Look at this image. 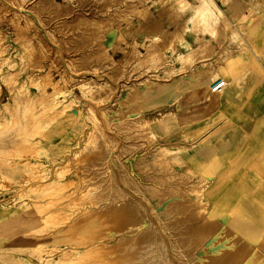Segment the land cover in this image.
<instances>
[{
  "label": "rangeland",
  "instance_id": "374dc122",
  "mask_svg": "<svg viewBox=\"0 0 264 264\" xmlns=\"http://www.w3.org/2000/svg\"><path fill=\"white\" fill-rule=\"evenodd\" d=\"M36 1L0 0V264H264V0Z\"/></svg>",
  "mask_w": 264,
  "mask_h": 264
},
{
  "label": "bare ground",
  "instance_id": "6f19581e",
  "mask_svg": "<svg viewBox=\"0 0 264 264\" xmlns=\"http://www.w3.org/2000/svg\"><path fill=\"white\" fill-rule=\"evenodd\" d=\"M32 1V0H31ZM38 1V0H37ZM36 1V2H37ZM46 1H48V0H46ZM3 2V1H2ZM7 2H8V0H7ZM10 2V1H9ZM17 2H18V0H17ZM92 2V1H91ZM1 3V2H0ZM20 3V2H19ZM3 4V3H2ZM5 4V3H4ZM7 4V3H6ZM6 4H5V6H6ZM30 4V3H29ZM29 4H28V7H29ZM40 4H42V3H40ZM44 4H46V3H44ZM161 4V3H160ZM205 4H206V2H203V4H202V6L195 12V14L193 15V16H191L190 18H189V23H191V24H193V25H197V24H205L206 22H207V15H206V10H205ZM1 5V4H0ZM38 5V4H37ZM84 5V4H83ZM137 5V4H136ZM3 5H1V7H2ZM4 6V7H5ZM11 6V5H10ZM14 6H17V5H15L14 4ZM26 6V5H25ZM24 6V7H25ZM91 6V5H90ZM96 6V5H95ZM107 6V5H106ZM3 7V8H4ZM19 7V6H18ZM17 7V8H18ZM13 8V7H12ZM15 8V7H14ZM16 8V9H17ZM36 9H37V7H35ZM41 8V7H40ZM108 8V7H107ZM126 8H127V6H126ZM19 9V8H18ZM17 9V10H18ZM27 9V8H26ZM85 9V8H84ZM20 10V9H19ZM22 10V9H21ZM142 10V9H141ZM30 11V10H29ZM100 11V10H99ZM135 11V10H134ZM22 13H24V14H30V12H32V11H30V12H28V11H26V10H22L21 11ZM82 13V12H81ZM32 14H33V12H32ZM35 14H33V17L32 18H34L35 19V24H38V21H37V18L34 16ZM39 16V15H38ZM88 16V15H87ZM130 16V15H129ZM31 17V16H30ZM49 18V17H48ZM39 19H40V17H39ZM121 19V18H120ZM105 20V19H104ZM123 20V19H122ZM43 21V20H42ZM33 22V21H32ZM95 22H96V20H95ZM106 22V21H105ZM214 23L216 24V25H218V26H222V23H221V19L220 18H218V17H216V19H214ZM33 24H34V22H33ZM40 24H42L43 25V23H40ZM47 24V23H46ZM56 25V24H55ZM39 26V25H38ZM57 26H58V23H57ZM60 26H61V24H60ZM85 26H87V25H85ZM73 27V26H72ZM72 27H70V28H72ZM74 27H76V26H74ZM84 27V26H83ZM89 27V26H88ZM87 27V28H88ZM147 27V26H146ZM161 27V26H160ZM41 28V27H40ZM65 28H66V26H65ZM86 28V27H85ZM64 29V28H63ZM42 30V29H41ZM48 30H49V28H48ZM76 30V29H75ZM89 30V29H88ZM46 31V30H45ZM81 31V30H80ZM110 31V30H109ZM178 31V30H177ZM37 32H38V30H37ZM53 32H54V30H53ZM88 32V31H87ZM201 32V31H200ZM38 34V33H37ZM39 34H41V33H39ZM81 34H82V31H81ZM44 36H45V34H43ZM82 35H84V34H82ZM56 36V35H55ZM58 36V35H57ZM48 37V36H47ZM164 37V36H163ZM49 38V37H48ZM59 38V37H58ZM57 38V39H58ZM69 38V37H68ZM75 38V37H74ZM77 38V37H76ZM92 38V37H91ZM54 39H56V38H54ZM61 39V38H60ZM70 39V38H69ZM73 39V38H72ZM71 39V40H72ZM80 39V38H79ZM82 39V38H81ZM80 39V40H81ZM83 39H85V38H83ZM59 40V39H58ZM61 40H59V42H60ZM63 41V40H62ZM76 41V40H75ZM78 41V40H77ZM91 42H92V39L90 40ZM103 41V40H102ZM169 41V40H168ZM179 41V40H178ZM56 42V41H55ZM58 42V41H57ZM66 42V41H65ZM82 42V41H81ZM84 42V41H83ZM100 42H101V40H100ZM50 43V42H49ZM52 43V42H51ZM87 43V42H86ZM62 44V43H61ZM78 44V43H77ZM94 44V43H93ZM97 44V43H96ZM160 44V43H159ZM55 45V44H54ZM76 45V44H75ZM82 45V44H81ZM87 45V44H86ZM56 47V46H55ZM99 47V46H98ZM61 48V47H60ZM86 50H87V48H86ZM96 51H99V50H96ZM88 52V51H87ZM95 52V51H94ZM93 52V53H94ZM90 53V52H89ZM98 53V52H97ZM96 53V54H97ZM95 54V55H96ZM153 54V53H152ZM94 56V55H93ZM101 56V55H100ZM103 69V68H102ZM200 75V74H199ZM193 77V76H192ZM207 78V77H206ZM208 79V78H207ZM201 85V84H200ZM223 85L224 86H226L227 85V82L226 81H223ZM1 88V87H0ZM118 89V88H117ZM1 92V91H0ZM100 92V91H99ZM135 93V92H134ZM137 93V92H136ZM141 93H143V92H141ZM132 94V93H131ZM141 96V95H140ZM143 96V95H142ZM134 109V108H133ZM136 120V119H135ZM15 122V121H14ZM130 122V121H129ZM140 122V121H139ZM142 122V121H141ZM136 123V122H135ZM144 123V122H143ZM142 123V124H143ZM133 124V123H132ZM120 127V126H119ZM132 127H134V126H132ZM133 130V129H132ZM121 131V130H120ZM132 132V131H131ZM137 132V131H136ZM138 132H140V131H138ZM132 134H134V133H132ZM140 134H141V132H140ZM127 135V134H126ZM125 135V136H126ZM121 137V136H120ZM128 137H129V134H128ZM127 138V137H126ZM131 138V137H130ZM134 138V137H133ZM129 139V138H128ZM132 139V138H131ZM122 140H123V138H122ZM121 141H119V143H120ZM118 147H119V145H118ZM117 148V147H116ZM120 148V147H119ZM122 149H123V147H122ZM117 152V151H116ZM120 152V151H119ZM117 155V154H116ZM106 156H108L109 157V155H106ZM114 158H117V157H114ZM100 161V160H99ZM164 161V160H163ZM114 163V162H113ZM114 166V165H113ZM128 167V166H127ZM90 168V167H89ZM126 168V167H125ZM127 169V168H126ZM94 171V170H93ZM100 171V170H99ZM98 171V172H99ZM121 171V170H120ZM165 174V173H164ZM115 175V174H114ZM124 175H125V173H124ZM122 177H124V176H122ZM125 177H127V176H125ZM99 178V177H98ZM152 178V177H151ZM122 179V178H121ZM124 179V178H123ZM135 180H138V179H136V177L134 178ZM154 179V178H153ZM155 179H156V177H155ZM105 179H103V181H104ZM127 180V179H126ZM162 180V179H161ZM95 181H96V179H95ZM99 181H101L100 179H99ZM103 181H101V182H103ZM106 183V182H105ZM116 183V182H115ZM140 185L142 184L141 182L139 183ZM168 184V183H167ZM144 185V184H143ZM156 186V185H155ZM154 186V187H155ZM117 187V186H116ZM152 187V186H151ZM116 189V188H115ZM105 190V189H104ZM103 189H102V192L104 191ZM155 190H156V187H155ZM161 191L162 192V189H158V191ZM183 190V189H182ZM61 191H63V189L61 190ZM116 191H119V192H122V189L121 188H117V190ZM169 191V190H168ZM175 191V190H174ZM60 192V191H59ZM102 192H100V193H102ZM138 192V191H137ZM108 193V192H107ZM109 193H110V191H109ZM167 194L169 193V192H166ZM175 193V192H174ZM120 194H122V193H120ZM163 194V193H162ZM176 194V193H175ZM107 195H109V194H107ZM169 195V194H168ZM173 195V194H172ZM106 196V195H105ZM118 196V195H117ZM175 196V195H174ZM123 197V196H122ZM172 197V196H171ZM185 197V196H184ZM163 198H164V196H163ZM125 199V198H124ZM169 199V198H168ZM122 200V199H121ZM115 201V200H114ZM114 201H112V202H114ZM120 201V200H119ZM167 201V200H166ZM187 201V200H186ZM186 201H185V203H186ZM161 203V202H160ZM109 204H111V203H109ZM114 204V203H113ZM170 204V201H168V202H165L164 204H163V207H162V209H164V208H166V206H168ZM102 206V205H101ZM110 206V205H109ZM112 207V206H111ZM114 208H111L109 211H108V215H111L112 213H120V214H132V215H138L139 216V214L142 216V214H144V210L142 209V208H140V210L139 211H135L133 208H132V206H130L126 201H120V202H118L115 206H113ZM125 208H128L129 209V211L126 209V211L124 210ZM162 209H157V213H160L161 211H162ZM133 210V211H132ZM167 210H169L168 208H167ZM183 210V209H182ZM181 210V211H182ZM184 211V210H183ZM103 212V211H102ZM141 212V213H140ZM170 212H172V211H170ZM185 212V211H184ZM55 213V212H54ZM179 213V212H178ZM186 213V212H185ZM171 214V213H170ZM175 214V213H174ZM190 214V213H189ZM177 215V214H176ZM182 215H183V213H182ZM125 216V215H124ZM134 216V217H135ZM175 216V215H174ZM189 216V215H188ZM137 217V216H136ZM51 218V217H50ZM181 218V217H180ZM49 219V218H48ZM128 219V218H127ZM132 219H134L133 217L131 218V219H129V222L131 223V221H132ZM178 219V218H177ZM183 219V218H182ZM44 220H46V219H44ZM135 221V220H134ZM177 221V220H176ZM175 221V222H176ZM142 224H139V225H136V226H127L126 228H124V229H120L119 230V232H118V234H123V237L121 238V240H123V241H126V240H131L132 241V246H131V248H135L136 246H138L137 244V240H138V238H142V237H145V238H147V239H149L150 237H148V236H146V233L148 232L149 233V230L152 228V226H151V223L150 222H148L147 220H142ZM133 223V222H132ZM128 224V223H127ZM194 224V223H193ZM170 227H172L171 225H170ZM183 227V226H182ZM168 228V227H167ZM183 228H185V227H183ZM223 228H224V226H223ZM181 229V228H180ZM186 229V228H185ZM164 230V229H163ZM182 230V229H181ZM187 230V229H186ZM153 231H151V234H153L152 233ZM154 233H155V236H157L158 234H157V232H155L154 231ZM181 233H182V231H181ZM183 233H185V232H183ZM188 233V232H187ZM149 235V234H148ZM177 235V234H176ZM176 235H174V236H176ZM179 235H181V234H179ZM154 235H152V237H153ZM216 236V235H215ZM157 237H159V236H157ZM221 237H223V236H221ZM219 238V237H218ZM120 239V238H119ZM150 240V242L152 241V239L150 238L149 239ZM160 240V239H159ZM171 241V240H170ZM149 242V243H150ZM158 242V241H157ZM161 242V241H160ZM160 242H158L159 244H160ZM206 242V241H205ZM215 242H217V239H216V241ZM149 243H147V245H149ZM163 243V242H162ZM158 244V245H159ZM172 244V243H171ZM219 244H220V242H219ZM164 245V244H163ZM173 245V244H172ZM200 245V244H199ZM204 245V244H203ZM217 245V244H216ZM141 246V245H140ZM151 246V245H150ZM149 247V246H148ZM159 247V246H158ZM162 247V246H161ZM214 247V246H213ZM217 247V246H216ZM174 248V247H173ZM212 248V247H211ZM159 249H160V247H159ZM164 248H162V250H163ZM172 249V248H171ZM175 249V248H174ZM184 249H185V247H184ZM205 249V248H204ZM204 249H203V251H204ZM147 251V250H146ZM146 251H145V253H146ZM159 252H162V251H160V250H158ZM172 251H173V249H172ZM207 251V250H206ZM206 251H204V252H206ZM212 251V250H211ZM216 251V250H215ZM218 251V250H217ZM153 252V251H152ZM165 252V251H164ZM164 252H162L163 254H164ZM174 252H176V251H174ZM204 252H202V253H204ZM166 253V252H165ZM179 253V252H178ZM216 253V252H215ZM180 254V253H179ZM196 254V253H195ZM149 256H147L146 258H142V257H140V258H142V261L140 262V263H138V264H160L161 262L162 263H166V264H173L172 262H171V260H168L167 258H163L162 257V254L161 255H158V254H148ZM165 255V254H164ZM201 255V254H200ZM203 256H206V255H204L203 254ZM167 257V256H166ZM178 258V257H177ZM179 260H181L180 259V257L178 258ZM252 259V258H251ZM183 260V259H182ZM181 260V261H182ZM190 260V259H189ZM197 260V259H196ZM188 261V260H187ZM231 261V260H230ZM248 261V260H247ZM191 262V261H190ZM183 263H185V262H183ZM248 263V262H247ZM195 264V263H194ZM250 264V263H249Z\"/></svg>",
  "mask_w": 264,
  "mask_h": 264
},
{
  "label": "built area",
  "instance_id": "2783aa9c",
  "mask_svg": "<svg viewBox=\"0 0 264 264\" xmlns=\"http://www.w3.org/2000/svg\"><path fill=\"white\" fill-rule=\"evenodd\" d=\"M215 89H216V92H217V93H222V92H223L222 84H221V83H217V84L215 85Z\"/></svg>",
  "mask_w": 264,
  "mask_h": 264
},
{
  "label": "crops",
  "instance_id": "0c3cea01",
  "mask_svg": "<svg viewBox=\"0 0 264 264\" xmlns=\"http://www.w3.org/2000/svg\"><path fill=\"white\" fill-rule=\"evenodd\" d=\"M254 56H255V55H254ZM263 58H264V54H263ZM0 87H1V96H2L3 93H4V86L0 85Z\"/></svg>",
  "mask_w": 264,
  "mask_h": 264
}]
</instances>
